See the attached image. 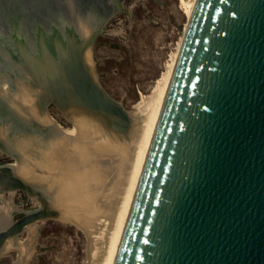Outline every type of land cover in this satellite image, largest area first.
<instances>
[{
	"label": "water",
	"instance_id": "water-1",
	"mask_svg": "<svg viewBox=\"0 0 264 264\" xmlns=\"http://www.w3.org/2000/svg\"><path fill=\"white\" fill-rule=\"evenodd\" d=\"M92 3L0 0V151L15 158L0 163V256L14 264L46 216L75 221L87 264H109L157 110L162 86L130 109L99 85L93 40L131 16ZM11 189L41 207L12 222ZM115 264H264V0L196 1Z\"/></svg>",
	"mask_w": 264,
	"mask_h": 264
},
{
	"label": "rangeland",
	"instance_id": "rangeland-1",
	"mask_svg": "<svg viewBox=\"0 0 264 264\" xmlns=\"http://www.w3.org/2000/svg\"><path fill=\"white\" fill-rule=\"evenodd\" d=\"M123 6L131 20L125 11L117 12L105 25V32L95 38L92 55L101 87L121 106L133 109L149 99L157 81L172 65L188 17L181 0H123ZM48 111L64 130L72 129L51 104ZM0 163L12 164L14 160L0 152ZM4 200L15 207L12 222L40 205L22 191L13 197L7 193ZM3 207L0 199V216ZM37 225L38 251L28 264H85L87 239L83 232L51 219ZM25 237L22 233L19 240ZM16 259V253L9 252L0 257V264H12Z\"/></svg>",
	"mask_w": 264,
	"mask_h": 264
},
{
	"label": "bare ground",
	"instance_id": "bare-ground-1",
	"mask_svg": "<svg viewBox=\"0 0 264 264\" xmlns=\"http://www.w3.org/2000/svg\"><path fill=\"white\" fill-rule=\"evenodd\" d=\"M196 1L197 0H191V1L186 2L185 0H181V4L184 7L185 14L188 17V22H189V19L191 18V15L193 13L194 7L196 5ZM113 16H111L108 20H106V22L104 23V25L102 26V28L99 30V33L97 34V36H99L100 34H103L105 32L104 31V27L107 24V22L113 18ZM95 38H94V40H95ZM94 40H93V42H94ZM181 45H182V43H181ZM92 51H93V45H92ZM179 51H180V48H179ZM179 51L176 54V56L174 57L173 63L169 67V69L167 70V72L165 74H163V76L159 79V81H157V84H156V86H155V88H154V90L152 92V94H153L160 86H162L161 87L160 97H159V100H158L157 110H156V113H155V116H154V119H153V122H152V125H151V128H150L148 137L146 139V142H145V145H144V148H143V151H142V154H141L139 163L137 165V168H136V171H135V174H134V177H133V181H132V184H131V188H130L128 200H127L126 207H125V210H124V214H123V217H122V220H121V224H120V227H119V230H118V233H117V237H116L115 244H114V247H113V250H112V254H111V257H110L109 264H115L116 263V260H117V257H118V253H119V250H120L122 241H123V237H124V234H125V230H126V227H127V224H128L129 218H130V215H131V211H132V208H133V205H134V201L136 199V195H137V191H138V188H139V185H140L141 177H142V174H143L145 165H146V161H147V158H148V155H149V152H150L152 143H153V139L155 137V133H156V130H157V127H158V124H159V120H160V117H161V114H162V111H163V107H164V104H165V101H166V97H167V94H168L170 82H171L172 75H173V71H174V68H175V65H176V61H177V58H178V55H179ZM94 70H95V68H94ZM95 75H96V72H95ZM96 80L98 81L97 75H96ZM98 83L100 85V82L99 81H98ZM50 104L53 105V103L48 102V104L46 105V110H47V113L50 116V118L52 120H54V118H52V116L49 114V111H48V106ZM139 107H141V106H139ZM58 111L60 112V114L62 115V117L66 120V118L63 116V114L61 113V111L60 110H58ZM54 122L56 123V125L59 128L63 129L55 120H54ZM65 131L66 132H69V133H73L74 132L73 125H72V129L71 130H67L66 129ZM0 152H2V151H0ZM2 154H4L6 157L12 158L14 160V163H15V158H13L12 156L6 155L3 152H2ZM3 164H5V163H1V165H3ZM16 191H19V190H17V189L7 190V191L4 192L3 197L7 193L10 195V197H13L15 195ZM36 200H38L39 201V204L41 205L40 200L37 199V198H36ZM9 205L11 207V215H10V220H11L12 212H13V209L15 207L14 206L12 207L11 206L12 204H9ZM40 205L36 206L33 209L27 210L26 212L36 211V210H38L41 207ZM49 219L56 220V221H58L60 223L68 224V225H71V226L75 227L76 229H78L81 232H83L84 235H85V237H86V239H87V236H86V233H85L84 229L80 225H78L75 221H73L72 219H69L67 217H63V216H46V217H44L42 219L36 220L32 224L33 251H32L31 256L29 257V259L27 260V262L25 264H28L32 260V258L34 257L35 253L38 251V249H37L38 247L35 246V241H36V238H37V226H38L37 223H40V222H43V221L49 220ZM22 233H25V235H26V237H25L24 240H26L27 237H28L27 229H24V230H22L17 235V241L18 242L24 241V240H22V241L19 240V235L22 234ZM88 250H89V247H88V239H87L86 251H85V254H86V262H85V264H87V262H88ZM9 252L16 253L17 259H18V251H16V250L8 251L6 253H3L2 255H5V254H7ZM15 262L16 261H14L12 264H14Z\"/></svg>",
	"mask_w": 264,
	"mask_h": 264
},
{
	"label": "flooded vegetation",
	"instance_id": "flooded-vegetation-1",
	"mask_svg": "<svg viewBox=\"0 0 264 264\" xmlns=\"http://www.w3.org/2000/svg\"><path fill=\"white\" fill-rule=\"evenodd\" d=\"M100 1L101 0H93V2H95L96 3V6L99 8V12H103V9H102V6H101V4H100ZM95 3H92L93 5L95 4Z\"/></svg>",
	"mask_w": 264,
	"mask_h": 264
},
{
	"label": "clouds",
	"instance_id": "clouds-1",
	"mask_svg": "<svg viewBox=\"0 0 264 264\" xmlns=\"http://www.w3.org/2000/svg\"><path fill=\"white\" fill-rule=\"evenodd\" d=\"M91 34V30L90 29H85L84 31H83V35L85 36V37H87L88 35H90Z\"/></svg>",
	"mask_w": 264,
	"mask_h": 264
}]
</instances>
